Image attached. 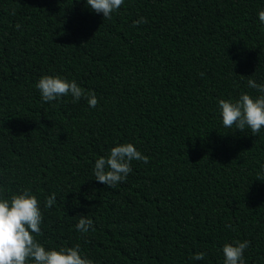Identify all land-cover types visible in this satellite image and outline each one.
Returning <instances> with one entry per match:
<instances>
[{
	"label": "trees",
	"instance_id": "trees-1",
	"mask_svg": "<svg viewBox=\"0 0 264 264\" xmlns=\"http://www.w3.org/2000/svg\"><path fill=\"white\" fill-rule=\"evenodd\" d=\"M261 10L264 0H124L104 19L86 0H0V198L35 195L46 250L223 264V245L247 240L245 264H264V128H226L218 104L261 95L247 83L264 84ZM44 75L94 91L97 106L43 102ZM124 143L149 159L109 188L95 161ZM80 215L94 230H76Z\"/></svg>",
	"mask_w": 264,
	"mask_h": 264
},
{
	"label": "clouds",
	"instance_id": "clouds-1",
	"mask_svg": "<svg viewBox=\"0 0 264 264\" xmlns=\"http://www.w3.org/2000/svg\"><path fill=\"white\" fill-rule=\"evenodd\" d=\"M124 0H86V4L96 13H102L104 19H111L114 11L118 10ZM259 20L264 24V10L258 13ZM147 23L141 17L133 21V25ZM19 28L20 26L17 25ZM201 76L204 74L201 73ZM248 86L256 89L261 95L253 98L250 94L241 93L235 101L220 99L219 109L222 123L226 128L235 125L237 130L243 131L245 127L251 129L253 135L264 128V84H258L249 79ZM42 101L47 103L60 97L71 94L73 103L85 98L90 107H96L98 100L94 91H85L77 83L60 76L44 75L37 84ZM148 157L142 155L133 144L124 143L112 147L107 157H99L95 161V179L108 186L115 187L118 182L126 180L132 171L133 160L148 162ZM55 204V194L45 200V207L51 208ZM42 213L39 201L29 190L21 194H12L10 199L0 198V264H93L91 259L80 253L79 245L74 247H61L59 250H46L35 239V235H42L40 225ZM230 227V226H229ZM77 231L87 233L93 228L92 219L80 215L75 225ZM250 242L245 240L225 243L222 247L223 264H245L244 251ZM204 252L196 253L192 259L203 260Z\"/></svg>",
	"mask_w": 264,
	"mask_h": 264
}]
</instances>
